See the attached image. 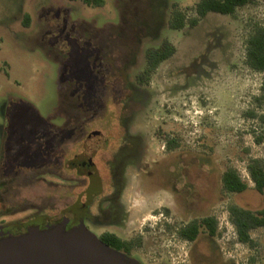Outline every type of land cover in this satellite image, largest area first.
<instances>
[{
    "label": "rangeland",
    "instance_id": "1",
    "mask_svg": "<svg viewBox=\"0 0 264 264\" xmlns=\"http://www.w3.org/2000/svg\"><path fill=\"white\" fill-rule=\"evenodd\" d=\"M199 1L102 0L100 6H87L70 0H0V123L6 116L24 133L36 113L59 126L64 74L61 100L69 131L91 133V140L110 138L119 103L130 94L127 84L140 91L136 83L146 52L169 41L175 53L150 75L136 118L143 122L139 130L146 142L141 164H172L178 156L185 167L180 197L147 188L134 173L121 200L125 223L147 228L146 259L176 264L188 246L162 233V222L182 223L189 213L213 216L223 260L264 264V228L249 232L252 246L241 244L228 213L230 206L264 209V196L253 190L246 170L251 159L264 164V140L256 143L264 125L249 116H264V103L255 101L264 73L245 63L247 39L264 27V3H249L232 16L210 13L193 29L168 28L173 11L190 20ZM166 137H175L178 149L163 155ZM226 169L238 173L245 192H223L220 178ZM188 183L191 197L184 188Z\"/></svg>",
    "mask_w": 264,
    "mask_h": 264
},
{
    "label": "flooded vegetation",
    "instance_id": "2",
    "mask_svg": "<svg viewBox=\"0 0 264 264\" xmlns=\"http://www.w3.org/2000/svg\"><path fill=\"white\" fill-rule=\"evenodd\" d=\"M65 81L67 78L61 74L59 126L31 113L27 132L20 133L8 117L1 119L0 239L55 225H63L65 231L84 227L101 243L136 264H168L146 259L148 230L126 225L121 201L134 173L149 185L147 188L162 191L173 199L180 197V173L185 167L178 164V156H174L172 164H163L164 160L141 164L146 142L139 130L143 122L136 115L143 109L137 110V106L145 102L142 93L149 80L136 83L140 91L127 84L130 94L119 103L120 113L112 123L114 133L110 138L98 136L92 140L91 133L69 131L67 105L61 100ZM172 141L175 147L169 146ZM163 144V155L178 149L175 137H166ZM184 188L191 197V184ZM209 218L216 222L213 216L198 217L194 213H189L182 223H167L166 219L162 222V233H172L188 246L186 253L178 254L176 264H233L223 260L216 243L221 234L217 222L215 236L208 234L204 220ZM195 229L198 234L193 240L181 237L182 232Z\"/></svg>",
    "mask_w": 264,
    "mask_h": 264
},
{
    "label": "trees",
    "instance_id": "3",
    "mask_svg": "<svg viewBox=\"0 0 264 264\" xmlns=\"http://www.w3.org/2000/svg\"><path fill=\"white\" fill-rule=\"evenodd\" d=\"M80 1L87 6H100L102 0H70ZM254 1L264 3V0H200L194 7L195 17L188 20L184 13L173 11L168 21V28L172 31H181L185 27L195 28L199 21L203 20L208 14L232 16L237 8L243 7ZM175 53V47L167 40H164L157 48L146 52L143 72L138 77V82L145 83L150 75L161 63L167 61ZM245 63L247 67L256 73H264V27H259L253 31L246 41ZM255 101L261 105L264 103V85L261 86L259 98ZM250 118H257L264 125V116H256L253 112L249 114ZM264 140V136L256 139L259 144ZM170 147H175L173 141ZM246 170L248 177L253 184V190L259 195L264 196V164L261 160H249ZM222 189L229 194H241L247 190V185L241 180L238 173L233 169L224 171L220 178ZM230 222L236 233L237 241L244 245L252 246L249 232L258 228H264V209L251 212L235 206L228 208ZM208 234L213 237L216 232V222L214 218L204 220ZM198 234L195 229L192 232L184 231L181 237L187 240H193Z\"/></svg>",
    "mask_w": 264,
    "mask_h": 264
},
{
    "label": "water",
    "instance_id": "4",
    "mask_svg": "<svg viewBox=\"0 0 264 264\" xmlns=\"http://www.w3.org/2000/svg\"><path fill=\"white\" fill-rule=\"evenodd\" d=\"M0 264H136L101 243L84 227L30 229L0 239Z\"/></svg>",
    "mask_w": 264,
    "mask_h": 264
}]
</instances>
